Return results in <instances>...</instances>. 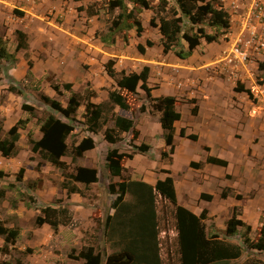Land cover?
<instances>
[{"label": "rangeland", "instance_id": "obj_1", "mask_svg": "<svg viewBox=\"0 0 264 264\" xmlns=\"http://www.w3.org/2000/svg\"><path fill=\"white\" fill-rule=\"evenodd\" d=\"M109 1L0 0V38L10 55L8 59H0V141L11 136L10 129L16 128L18 120L26 121L17 126L19 140L12 156L5 158L0 153V174H3L0 190L4 191V197L0 198V224L18 233L13 239L0 236V264H83L77 257L84 247H93L95 253L101 254L104 264L106 257L115 252L105 227L107 218L114 214L111 203L116 198L109 192V185L122 180L153 185L166 176L165 170L172 171L179 202L188 203L197 215L205 212L204 223L208 229L214 227L220 232L217 235L242 247L243 254L238 260L221 264H242L251 258L264 261L262 254L243 245L245 235L254 242L258 239L264 217V84L257 83V78L263 77L258 64L264 61V41H260L263 45L257 40L246 45L249 36L244 31V20L254 0H220L230 18V31L217 43L202 42L196 49L194 62L198 58L205 62L194 63L195 68L180 62L173 52L163 53L158 28L149 23L153 16L151 10L135 8L136 18L144 28L141 40L132 29L117 34L114 45L102 43L101 37L107 34L119 13L118 9L109 8ZM148 1L156 8L158 0ZM125 3L128 9L133 7L128 1ZM13 11L24 15L17 16ZM15 31L25 33L26 49H17ZM124 35L128 37L127 44L122 40ZM146 39L154 41L156 47L151 50L153 55L145 58L137 52L136 44ZM235 46L247 47L248 60L244 65H226L224 61ZM109 59L115 61L118 71L126 73L151 65L156 85L174 89L176 109L183 117L175 126L177 133L185 127L188 132L193 130L199 140L192 142L175 133L176 153L162 159L161 152L168 149L164 145L159 115L139 110L142 105L149 108L144 93L140 91L132 109L126 112L108 99V92L116 89L103 68ZM237 83L250 89L252 97L235 93ZM65 84H71V89L67 90ZM166 91L167 88L161 87L156 97ZM72 95L80 97L81 106L75 120L69 121L77 130L67 140L69 150L87 138L94 140L95 148L74 159L68 154L62 160L72 172L78 167L97 171L98 182L87 186L67 183L61 170L32 151L30 141L41 138V122L48 116L66 121L44 103L43 97L66 107ZM87 103L102 109V128L95 134L89 129ZM22 105H28L31 111L24 112ZM194 106L198 107L197 116L192 113ZM247 114L252 122L255 118L260 120L261 132L255 140L259 149L249 153L248 162L244 157V150L250 144L246 134L240 148L236 144L242 137L236 127L243 132L247 130V125L239 122ZM121 115L135 121L139 136L132 142L131 133L123 134L121 142L110 145L104 139V131L113 127L114 119ZM232 136L238 140L234 141ZM133 145H145L148 150L141 153ZM205 145L210 148L209 153L204 151ZM109 149L133 154L124 163L120 177H112L106 166ZM208 154L226 160L228 166L208 164ZM191 163H200L201 167L194 168ZM70 186L78 188L80 194H68ZM125 200L132 201V198L126 195ZM155 200L161 262L180 264L175 208L158 194ZM48 206L67 211L63 219L68 221L66 225L53 230L47 224H37L41 210ZM233 215L246 224L251 222V231L247 233L240 227L235 236L222 235ZM247 217H256V220Z\"/></svg>", "mask_w": 264, "mask_h": 264}, {"label": "trees", "instance_id": "obj_2", "mask_svg": "<svg viewBox=\"0 0 264 264\" xmlns=\"http://www.w3.org/2000/svg\"><path fill=\"white\" fill-rule=\"evenodd\" d=\"M125 1L133 7L128 9ZM110 9H118L116 19L108 27L106 35L101 37L104 44L113 45L116 43L115 36L125 31L134 29L136 37L142 39L144 28L136 18L135 8L138 10H151L153 16L149 23L157 27L160 34V44L163 53L173 52L181 60H185L192 55L202 42L205 44L217 43L221 37L225 36L231 28L228 12L220 0H158L156 8H152L148 0H111ZM17 16L23 17V12L13 11ZM18 40L17 49H26V35L22 31H15ZM125 44L128 43L126 35L122 38ZM186 45V50L184 49ZM154 42L146 39L144 44L138 43L136 50L140 55H144L146 48H152ZM10 57L2 39L0 38V59ZM30 65V64H29ZM106 75L114 81L116 90L108 93L109 100L124 111H130L136 102L138 90L144 92L149 101V108L142 105L139 110L141 113L147 111L159 115V125L163 133L164 145L168 151L161 152V158L166 159L174 153V132L175 123L181 120V113L176 110L177 100L172 96L154 97L153 88L148 86L150 68L144 66L139 72L118 71L115 68V61L107 60L104 64ZM258 70L263 77L257 78L259 85L264 84V61L258 64ZM64 87L70 90L72 85L65 84ZM57 90V87H55ZM233 91L235 93H245L249 98L252 93L244 85L237 83ZM44 103L53 111L59 113L66 121H61L50 115L41 122V138L38 141L30 139L32 151L47 163L62 171V175L67 183H81L85 186L98 182L97 171L95 169L78 167L74 172L70 170L62 158L71 154V158L80 157L83 153L95 148L94 140L84 139L79 145L69 150L67 140L77 134V130L69 123L75 120L74 117L81 106L80 97L72 95L66 107L60 103L43 97ZM195 103V100H192ZM24 112H30L28 105H22ZM86 116L89 121V129L92 133H97L101 128L102 109L92 103L85 105ZM192 113H198V107L194 106ZM32 115V113H31ZM39 121V120H38ZM25 120H18L16 128L10 129V137L0 141V153L5 158L12 156L15 144L19 140L17 126L24 125ZM131 133L132 142L139 136V131L135 128V121L132 119L117 116L114 119L113 127L104 131V139L110 145H116L123 140L122 135ZM179 137L192 142L199 140L196 134H187L185 128L179 130ZM133 148L139 152L148 150L147 146H136ZM204 151L209 153L210 148L205 146ZM133 158V154L122 153L117 149H109L106 153V166L112 177H120L124 171V163ZM208 164L226 168L228 162L224 159L207 155ZM194 168H200V163H191ZM23 169L20 170L22 174ZM167 174L164 179H158L151 185L144 181H125L110 184L108 189L111 194L116 195L111 207L114 214L109 216L105 222L108 230L109 243L115 252L106 257L104 264H162L159 254L158 244V216L156 211V195L168 200L175 208L174 216L176 221V234L179 251L180 264H221L238 260L243 249L240 245L227 242L220 233L211 227L208 229L204 223L206 213L197 215L187 208L177 203V195L174 180L168 170L163 171ZM3 174H0V178ZM68 194H80L78 188L70 186ZM130 195L132 201H126L125 196ZM203 196V195H201ZM4 197V191L0 190V198ZM209 200L211 197H208ZM67 211L61 208L45 207L41 210V216L37 218V224H47L53 230L60 225H66L68 221L63 220ZM244 228L247 233L251 227L246 225L236 215L230 217L226 223V228L221 234L227 237L235 236L239 228ZM17 231L8 230L0 224V236L15 238ZM243 245L249 249L256 250L264 257V217L259 237L254 242L246 235L243 238ZM77 259L82 260L83 264H103L101 254L95 253L93 247H84L80 250ZM76 259V260H77ZM242 264H264V261L254 258L246 260Z\"/></svg>", "mask_w": 264, "mask_h": 264}, {"label": "crops", "instance_id": "obj_3", "mask_svg": "<svg viewBox=\"0 0 264 264\" xmlns=\"http://www.w3.org/2000/svg\"><path fill=\"white\" fill-rule=\"evenodd\" d=\"M117 42V41H116ZM142 41H140L139 43H141ZM154 42V41H153ZM125 44V43H124ZM138 44V43H137ZM136 44V45H137ZM141 44H144V43H141ZM114 45V44H113ZM201 46V45H200ZM200 46L197 48V49H199L200 48ZM154 47H156V44L154 43V46L152 47V48H146V52H145V54L143 55V56H145V58L146 57H150V56H152L153 55V53H152V49H154ZM163 50V49H162ZM150 54V55H149ZM165 54V53H164ZM196 54H197V50L195 49L193 52H192V55L189 57V58H187V59H185V60H181V59H179L180 60V62H185L186 64H187V66H189V67H192V68H195L194 66H193V64L194 63H196V62H201L202 64L205 62V61H203V59H196V61L194 62V59L196 58ZM147 55H149V56H147ZM193 57V58H192ZM206 59H204V60H208L207 59V57H205ZM149 59V58H148ZM149 62V61H148ZM154 62V61H153ZM151 63V62H150ZM190 64H191V66H190ZM145 66H148L149 68H150V72H149V78H148V86L149 87H151V88H153V91H152V95L154 96V97H156V91H159L160 89H161V87H165V88H167V91L165 92V94L163 95V96H172V97H174V94L172 93V92H174V89H172L171 87H166L164 84L161 86V87H158L157 85H156V82L154 81V77L152 78V66L151 65H145ZM144 67V66H143ZM142 67V68H143ZM104 68V67H103ZM135 72H139V71H135ZM109 78V77H108ZM248 89V88H247ZM116 90V89H115ZM250 90V89H249ZM114 91V90H113ZM140 91L141 90H138V92L140 93ZM112 92V91H111ZM142 93H144L143 91H141ZM168 92V94H166ZM171 92V93H170ZM109 93V92H108ZM145 95V94H144ZM158 97H160V96H158ZM196 97V96H195ZM190 98H193V97H190ZM109 99V98H108ZM193 100V99H192ZM117 106V105H116ZM118 107V106H117ZM120 109V108H119ZM122 110V109H121ZM177 110V109H176ZM122 111H124V110H122ZM178 111V110H177ZM126 112V111H125ZM148 112V111H147ZM198 114V113H197ZM199 115V114H198ZM182 116V115H181ZM195 116H197V115H195ZM120 117H124V118H128V117H125V116H123V115H121ZM248 117H249V114H247L246 116L245 115H242L241 116V119H240V121L239 122H242L244 125H247V130L245 131V132H243V130L242 129H240L238 126L236 127V130H240L241 131V133H242V137L241 138H239V141L237 142L236 140H238V139H236V140H234V138H233V136H232V138H233V140L234 141H236V144H237V149L238 148H240V143H241V140L243 139V137H245V134H246V136H247V138H248V140H249V142H250V144H249V146H247V148H245V150H244V157H246V161L248 162L249 161V159H250V155H249V153L250 152H253V151H256V150H258L259 148H258V146L256 145V139H257V137L256 136H260V134H261V132H260V129H259V124H260V120L259 119H253V122L250 120V119H248ZM182 118L183 117H181V120H182ZM128 119H130V118H128ZM158 121H159V118H158ZM180 122V121H179ZM179 122H176L175 123V126H177V124L179 123ZM160 126V125H159ZM111 128V127H110ZM181 128H185V127H181ZM180 128V129H181ZM179 129V130H180ZM186 129V133L187 134H191V133H193V134H196L193 130H191L190 132H188L187 131V128H185ZM179 130H178V133H177V127H175V132H174V135H175V133H177V135L179 136ZM162 131V130H161ZM234 131V130H233ZM163 134V133H162ZM197 135V134H196ZM180 138V137H179ZM198 138H199V136H198ZM177 139V138H176ZM176 139H174V141H176ZM185 139V138H184ZM263 139H264V137H263ZM187 140V139H186ZM173 141V142H174ZM190 141V140H189ZM175 146V145H174ZM206 146V145H205ZM208 147V146H207ZM175 152L173 153V155L176 153V149L174 150ZM213 156V155H212ZM216 157V156H215ZM206 158H207V156H206ZM222 159V158H221ZM219 167V166H218ZM248 168V167H247ZM250 169V168H249ZM169 172H170V176H171V173H172V171H170V170H168ZM165 174V173H164ZM167 175V174H166ZM166 176H164V177H161L162 179H164ZM172 177V176H171ZM158 180V179H157ZM154 185V184H153ZM174 185H176V183L174 182ZM176 188H177V185L175 186V190H176ZM179 191H178V189H177V192H176V195H177V193H178ZM79 195V194H78ZM177 203L179 204V205H181V204H183V205H181V206H183V207H185V208H187L188 210H190L191 212H193V213H195L194 211H192L190 208H189V205H188V203H181V202H179V199H178V195H177ZM196 214V213H195ZM247 218H249L251 221H253V220H256V217H247ZM263 218V217H262ZM244 222V221H243ZM245 223V222H244ZM246 224V223H245ZM249 224H251V222H249ZM248 223L246 224V225H249ZM250 226V225H249ZM251 227V226H250Z\"/></svg>", "mask_w": 264, "mask_h": 264}, {"label": "built area", "instance_id": "obj_4", "mask_svg": "<svg viewBox=\"0 0 264 264\" xmlns=\"http://www.w3.org/2000/svg\"><path fill=\"white\" fill-rule=\"evenodd\" d=\"M259 29L262 31L259 32ZM244 31L248 34L249 40L246 45L251 44L252 41H264V0H254L248 17L244 20ZM248 60V50L235 46L232 47L225 56L224 61L226 65L231 63L245 64Z\"/></svg>", "mask_w": 264, "mask_h": 264}]
</instances>
